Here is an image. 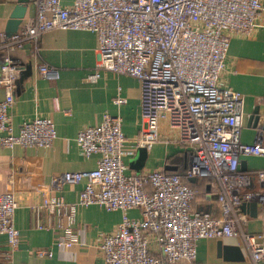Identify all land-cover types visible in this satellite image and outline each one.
I'll list each match as a JSON object with an SVG mask.
<instances>
[{"label": "built area", "instance_id": "2783aa9c", "mask_svg": "<svg viewBox=\"0 0 264 264\" xmlns=\"http://www.w3.org/2000/svg\"><path fill=\"white\" fill-rule=\"evenodd\" d=\"M34 16L24 19L16 34L0 37V145L46 149L56 138L48 118L24 122L14 135L8 113L14 104L22 72L9 54L31 47L30 58L39 75L57 78V71L41 60L38 41L56 31H86L97 37V62L86 82L95 83L99 72L135 79L140 89V131L129 140L120 116L104 114L96 127L82 129L77 145L85 159L99 156L89 172H68L51 186L84 182L77 201L59 196L41 209L54 217L49 230L57 246L79 244L75 230L78 208L98 206L121 212V222L105 234L97 249L105 264H198L201 241L236 238L249 264H264V233L247 231L243 204L264 203V170H240L244 156L264 157V146L241 142L243 96L220 84L226 68L229 41L253 33L263 11L260 0H34ZM116 106L126 104L117 98ZM164 121L176 139L164 142L189 152L185 179L204 180L215 196L219 218L194 209L195 192L180 176L164 171L126 174L125 159L138 148L149 151L160 143L158 125ZM258 131H260L258 129ZM261 132V131H260ZM18 202L0 193V235L8 252L17 249L14 227ZM137 210L138 218L128 212ZM34 255L52 256L50 250ZM8 259V258H7Z\"/></svg>", "mask_w": 264, "mask_h": 264}, {"label": "crops", "instance_id": "0c3cea01", "mask_svg": "<svg viewBox=\"0 0 264 264\" xmlns=\"http://www.w3.org/2000/svg\"><path fill=\"white\" fill-rule=\"evenodd\" d=\"M18 0H0V37L6 31V24ZM34 0H28L25 18L34 16ZM71 0H61L66 6ZM263 11L256 27L249 36H235L230 39L226 68L220 84L243 96V129L241 142L245 145L259 143L264 146L262 126L264 113L259 112V123L253 126L252 117L256 108L264 110V0H260ZM23 19V20H24ZM42 62L55 68L57 78H42L30 58L29 45L9 54L10 59L28 75L18 82L14 92V104L8 116L14 135H18L24 122L35 118H48L53 123L56 138L50 148L35 149L15 147L4 149L0 145V193L11 194L18 202L13 224L19 234L17 249L8 252L6 237L0 235V264H105L97 246L101 238L117 229L121 212H107L98 206L78 208L75 230L79 244L70 249L59 247L54 234L49 230H37L36 222L52 226L54 217L42 211V205L61 196L66 203L77 201L84 182L76 185H62L52 189L54 178L68 172H89L95 169L99 156L89 159L81 156L77 145L78 133L87 127H96L104 114L120 116L122 132L131 140L140 131V89L138 82L128 76H117L110 72H99L95 83L86 82L97 62V37L86 31H51L38 41ZM1 65V60H0ZM19 80V79H18ZM117 98L126 104L116 106ZM4 91L0 88V102ZM159 142L147 151V160L141 172H181L188 164L189 152L164 143L176 139L164 121L158 125ZM180 152V153H179ZM130 157L125 159L126 174H137L129 166ZM244 173L264 170V157L244 156ZM166 167L174 171L165 170ZM199 198L194 204L198 212H208L212 218L220 217L215 196L204 181L195 180ZM203 185V188H202ZM256 215H248L247 231L251 234L264 233V203L256 204ZM130 218H138L139 212H128ZM217 240L201 241L197 245L198 264H230L218 257ZM223 245L238 247V239L221 241ZM36 250H50L52 256L37 257ZM8 258V259H7Z\"/></svg>", "mask_w": 264, "mask_h": 264}, {"label": "water", "instance_id": "95a60500", "mask_svg": "<svg viewBox=\"0 0 264 264\" xmlns=\"http://www.w3.org/2000/svg\"><path fill=\"white\" fill-rule=\"evenodd\" d=\"M28 0H18L16 6L14 7L9 20L6 24L5 29V37H11L12 35L16 34L17 31L20 28V25L25 18V13L27 10ZM29 73V67L26 68L24 71L21 72L18 82H21L22 79H24ZM17 85V84H16ZM259 112H263L264 110L262 108H256L253 113L252 122L253 126H257L259 123ZM260 131H264V120L262 123V126L256 127ZM147 160V150L145 148H138L135 152L134 157L129 161V166L131 170L135 171L137 174L141 172V170L144 168V165ZM174 168L166 167L165 170L168 171H174ZM240 170L243 172L244 170V164L241 162L240 164ZM188 182L194 183L195 179H189ZM256 204L250 203V204H243L240 207V210L242 213L249 214L250 216L254 217L256 215ZM217 252L218 257L222 258L225 262H228L230 264H249L246 263L245 256L240 248L233 247V246H226L223 245L221 241L217 243Z\"/></svg>", "mask_w": 264, "mask_h": 264}, {"label": "trees", "instance_id": "16d2710c", "mask_svg": "<svg viewBox=\"0 0 264 264\" xmlns=\"http://www.w3.org/2000/svg\"><path fill=\"white\" fill-rule=\"evenodd\" d=\"M186 170H187V167H185L183 170L181 169V172H179V173H177V172H167V173H174V174L180 176L183 180V183L195 192V198H194V204H195L196 200L199 198L200 188H198L197 184H191L190 182H188V180L185 179ZM202 181H204V180H202ZM205 184L207 185L206 182H205ZM202 188H203V185H202Z\"/></svg>", "mask_w": 264, "mask_h": 264}]
</instances>
